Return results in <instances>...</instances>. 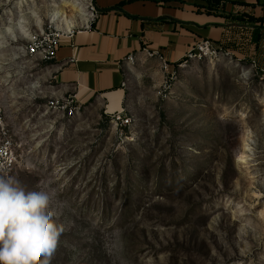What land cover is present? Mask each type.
Masks as SVG:
<instances>
[{
    "label": "rangeland",
    "instance_id": "rangeland-1",
    "mask_svg": "<svg viewBox=\"0 0 264 264\" xmlns=\"http://www.w3.org/2000/svg\"><path fill=\"white\" fill-rule=\"evenodd\" d=\"M89 3L0 0V169L47 191L65 228L40 264H264V74L230 56L173 71L137 58L117 126L25 52Z\"/></svg>",
    "mask_w": 264,
    "mask_h": 264
},
{
    "label": "crops",
    "instance_id": "crops-1",
    "mask_svg": "<svg viewBox=\"0 0 264 264\" xmlns=\"http://www.w3.org/2000/svg\"><path fill=\"white\" fill-rule=\"evenodd\" d=\"M94 16L60 40L47 73L79 101L125 115V69L147 52L173 71L189 49L209 40L264 74V0H92Z\"/></svg>",
    "mask_w": 264,
    "mask_h": 264
},
{
    "label": "clouds",
    "instance_id": "clouds-1",
    "mask_svg": "<svg viewBox=\"0 0 264 264\" xmlns=\"http://www.w3.org/2000/svg\"><path fill=\"white\" fill-rule=\"evenodd\" d=\"M51 202L47 191H26L0 169V264H40V257L52 256L65 228Z\"/></svg>",
    "mask_w": 264,
    "mask_h": 264
},
{
    "label": "built area",
    "instance_id": "built-area-1",
    "mask_svg": "<svg viewBox=\"0 0 264 264\" xmlns=\"http://www.w3.org/2000/svg\"><path fill=\"white\" fill-rule=\"evenodd\" d=\"M90 11V16H94L95 9L92 4V0L88 5ZM74 31L65 28H48L47 30L41 31L39 33H34L28 38V47L25 50L26 54L30 55L33 58H38L43 62H51L56 58L57 51L59 49L60 40L64 35L72 36ZM147 55L154 57L153 53L147 52ZM229 56V53L222 48L215 46L209 40H201L194 44L186 54L185 60L178 67L183 68L185 65L200 61V60H216L221 57ZM136 56L130 55L126 62L130 66L134 64ZM165 67L169 69L168 65L163 62ZM112 119L117 126H128L131 123V119L126 115H116ZM0 131H4V125L2 121V115L0 111ZM1 151V158L8 157V151L10 145L6 143Z\"/></svg>",
    "mask_w": 264,
    "mask_h": 264
},
{
    "label": "bare ground",
    "instance_id": "bare-ground-1",
    "mask_svg": "<svg viewBox=\"0 0 264 264\" xmlns=\"http://www.w3.org/2000/svg\"><path fill=\"white\" fill-rule=\"evenodd\" d=\"M58 16H59V14L56 15V17H58ZM68 29H70V28H68ZM0 40H3V37L0 36Z\"/></svg>",
    "mask_w": 264,
    "mask_h": 264
}]
</instances>
